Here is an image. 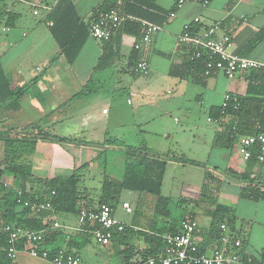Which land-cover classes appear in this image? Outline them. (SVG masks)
Instances as JSON below:
<instances>
[{
	"label": "crops",
	"instance_id": "0c3cea01",
	"mask_svg": "<svg viewBox=\"0 0 264 264\" xmlns=\"http://www.w3.org/2000/svg\"><path fill=\"white\" fill-rule=\"evenodd\" d=\"M148 1L162 13L149 9L146 11L144 8ZM104 2L123 5L126 11L124 14L120 15L118 10H114L120 16H125V20L109 41H98L89 35L85 37L76 58L70 64L52 35L54 22L64 16L70 0H0V65L12 88L23 90L16 105L15 102H9L0 107V137L44 132L53 138L66 140H37L35 151L24 155L20 160L30 161L28 166L31 169V177L21 179L8 171L3 173L1 181L7 183L11 189L23 185L26 192L40 193V188L32 177L36 176L37 167L41 163L48 169L44 175L41 174L43 176L37 175L41 179H56L59 173L62 175L68 172L70 167L76 168L77 172H80L78 167L87 170L89 163L93 161L91 153L96 151L95 148L104 152L112 148L104 145L105 142L116 140L110 138L107 131L117 124L116 117L111 119L109 115L111 105L117 104V99L121 95H126L125 103L132 108L130 117L139 114L138 122L146 126L153 118L160 119V115L155 117L152 109L155 105L151 104V101L161 104L166 99L169 100L167 107L170 111H186L183 99L190 92L196 104L201 108L206 107L209 112L211 107L222 105L225 94L244 95L246 92L250 72L238 74L234 79L228 80L221 72L212 71L205 79L204 85L195 83L191 78L178 80L170 77L168 72L172 65L193 60L190 48L177 43V37L187 23H191L193 27L220 24L231 35L229 51L242 56L243 48L264 27V0H208L205 7L188 2L175 11L172 17L169 13L173 11L176 0H74L71 3L75 16L69 17L67 26H72L74 21H78V24L89 27L96 20L93 10ZM36 5L47 6L48 9H39L38 15L35 16L33 9ZM142 14L147 17L143 18L144 21L150 23L159 21L153 24L158 25L160 30L153 35L150 45L134 50L133 45L140 34L128 33L124 25L127 22L138 23V20H143L137 18ZM196 17H199L201 22L192 24ZM67 26L63 22L61 28ZM82 35L80 33L79 37ZM104 55H107L105 66L97 68ZM243 57L264 63V38ZM139 60H145L148 64V71L145 74H137L133 70ZM106 107L109 109L106 110ZM213 122L216 128L208 135L209 140H197L196 135L187 140L192 157H178L166 151V148H169L167 144L172 143L171 135L168 126L159 120L155 126L157 125L156 128L162 133V143L152 145L143 142L136 148L144 149L152 160H165L162 195L164 189L177 190L183 174L188 176L193 171L203 169V182L200 186L187 185L178 192L181 203L187 202V198H190V202L199 200L192 210H187L182 216L197 223L194 240L202 247H214L217 240H212L208 235L212 213L216 205L228 207L232 218V225H227L229 232L241 241L243 256H248L251 264H260V252L264 249V201L242 197V189L254 186L264 190V164L253 160L244 162L238 153L239 139L231 149L214 146V139L221 124ZM57 128L60 132H68L71 129L73 131L60 136L54 133ZM1 146L0 141V154ZM57 148L64 153L60 158L54 155ZM87 151L90 154H87ZM44 154L47 157H44ZM100 154L99 152L97 156ZM119 157L123 162L122 168L118 167L114 172L105 169L104 178L115 182L123 180L126 163L124 151ZM176 158H183L189 163L176 161ZM82 168L80 169L84 172ZM242 175L244 179H239L238 177ZM77 176L78 186L82 187L80 184L84 173ZM203 186L206 189L205 197L201 198ZM215 187L221 190L219 196L214 190ZM130 192L137 196L141 195L138 192ZM167 196L170 195L165 197ZM86 200L84 198V201L89 203V200ZM196 206L198 208H195ZM141 207L132 210L131 217L126 218L128 221L116 216L115 207L114 216L135 230L148 231L154 219L150 221V217L143 214ZM195 209H202L204 215L209 217L207 229L200 227ZM42 220L48 224L49 229L54 222L62 226L59 230L61 234L55 240H51L48 248L67 245L82 264H120L121 257L118 254L120 248L112 242L105 248L99 247L92 237L76 231V215L44 212ZM171 221H163L152 226L156 225V229L165 226L167 230L169 226L167 223ZM1 225L0 222V227ZM67 236L69 239H66ZM12 262L52 264L47 260L31 258L24 252L19 253Z\"/></svg>",
	"mask_w": 264,
	"mask_h": 264
},
{
	"label": "trees",
	"instance_id": "16d2710c",
	"mask_svg": "<svg viewBox=\"0 0 264 264\" xmlns=\"http://www.w3.org/2000/svg\"><path fill=\"white\" fill-rule=\"evenodd\" d=\"M70 0L67 11L64 16L54 22L52 27V35L57 42L61 53L66 57L68 63H72L76 58L85 37L89 35L88 26L78 24L74 21L72 26H67L69 17L75 16L74 7ZM177 1V0H176ZM125 5V4H124ZM122 6L116 5L115 2H104L93 10L94 19L109 9L118 10L122 15L126 11ZM146 11L154 10L160 12L149 1L146 3ZM148 13V12H146ZM138 19L147 18L144 14L139 15ZM143 19V20H144ZM65 22L64 29L61 25ZM159 21H153L158 23ZM124 29L132 34L139 35L141 26L139 23L127 22ZM83 35L79 37V34ZM264 38V27L260 29L255 37L243 48L241 55H246L252 51L256 45ZM107 62V55H104L97 68H103ZM206 59H193L184 64L172 65L169 69V76L178 80H186L191 78L195 83L204 85L205 79L212 72L206 68ZM247 88L244 95H236L237 100L228 104L225 108L222 106H214L209 109L208 116L211 120L220 123V130L214 139V146L231 149L235 142L242 137H255L264 135V75L261 72H250L247 77ZM23 90L13 89L8 77L4 74L0 65V107L9 102H15L22 96ZM37 140H56L66 141L53 138L44 132H38L34 135L16 134L15 136L5 135L0 137L1 154H0V181L3 173L8 171L15 177L29 178L31 177V169L21 163V158L26 154H32L35 151ZM117 140L106 141L104 145L112 146V148L122 149L126 156L124 176L121 182H115L108 178H104L101 185V195L97 204H106L114 208L118 196L122 190L138 192L144 195H150L155 198L153 208V217H169V198L162 195V180L166 167V162L155 161L142 148L127 147L120 144ZM174 159V157H173ZM253 161L256 160L253 158ZM176 161L186 162L183 158H176ZM194 165L196 163L192 162ZM80 170V169H78ZM75 172H77L75 170ZM236 176V175H235ZM244 179V176L238 177ZM41 184L40 193H26V198L30 201H46L49 200L53 213H62L76 215L79 208H93L95 205L84 201V197L78 189L79 179L76 173L72 174L66 181V184H60L54 179L37 180ZM251 183V182H250ZM23 190L24 186H17ZM39 187V186H38ZM51 192H54L51 196ZM205 186L202 188V196L205 197ZM242 197L253 201H264V190L254 186H247L242 189ZM195 202V201H192ZM83 203V204H81ZM197 203V202H195ZM42 214L32 215L28 208H24L16 203L14 191L0 187V222L1 227L6 224L27 228L34 231L45 230L44 244L49 246L61 234V231L51 232L48 224L42 220ZM182 220H192L191 218H180L178 223L172 220L167 223L169 226L156 229V222L150 225L148 231L135 230L131 226L124 225L121 232H114L111 242L119 247L118 254L121 257L120 264H147L148 259L156 258L162 249V239L164 231L166 233H177L178 225ZM232 225L230 209L222 205H216L212 213L211 223L209 225L208 235L212 240H217L220 235L219 226L221 224ZM0 227V228H1ZM165 233V234H166ZM87 237L90 234L84 233ZM142 239L143 248L138 249L134 244L135 240ZM7 235L0 230V264H13L12 260L7 257ZM51 248V250H56ZM260 264H264V249L260 252ZM251 264V263H250Z\"/></svg>",
	"mask_w": 264,
	"mask_h": 264
},
{
	"label": "built area",
	"instance_id": "2783aa9c",
	"mask_svg": "<svg viewBox=\"0 0 264 264\" xmlns=\"http://www.w3.org/2000/svg\"><path fill=\"white\" fill-rule=\"evenodd\" d=\"M197 3L202 7L208 4V0H177L173 11L169 16H174L175 11L182 8L185 3ZM39 9H48L47 6H37L33 9V15H38ZM114 9H109L99 14L98 18L90 24L89 36L98 41H109L125 20ZM200 18L192 20V24H199ZM141 32L134 43V50H140L152 43L153 35L160 30L156 24L138 20ZM51 25V23H50ZM180 46H188L192 59L205 58L206 68L211 71L221 72L228 80L234 79L238 74L251 71L261 72L264 75V63L257 60L238 56L229 51L231 35L220 24L215 23L206 27H193L191 23L184 25L182 33L177 37ZM137 74H145L148 64L145 60H139L134 68ZM237 96L227 93L224 96L222 107L234 103ZM106 112V111H103ZM238 153L244 162L253 158L259 164H264V135L255 137H242L238 141ZM0 187H11L0 181ZM16 203L28 208L32 215H40L44 212H52L51 203L46 201H30L26 191L12 188ZM54 192H51L53 196ZM125 214H131L132 209L127 202L121 204ZM76 231L91 235L93 241L99 247L110 245L114 232H121L124 223L114 216V209L106 204H96L93 208H79L76 214ZM62 226L54 222L50 226L51 231H59ZM197 223L193 220H182L178 225L177 233H166L161 236L162 249L156 258H150L147 264H249L251 259L241 253L242 243L233 236L227 224L219 226L220 235L214 247H202L194 240ZM0 230L7 235V257L15 260L21 252L31 258L47 260L52 264H82L80 259L70 251L67 245L51 250L44 244L45 230L34 231L11 224L3 225ZM66 239H69L68 236ZM67 241V240H66Z\"/></svg>",
	"mask_w": 264,
	"mask_h": 264
},
{
	"label": "rangeland",
	"instance_id": "374dc122",
	"mask_svg": "<svg viewBox=\"0 0 264 264\" xmlns=\"http://www.w3.org/2000/svg\"><path fill=\"white\" fill-rule=\"evenodd\" d=\"M126 98L127 97L125 94L121 95L120 98L117 99V104L111 105L109 118L114 119L116 117L117 124H115L116 126L113 125L108 128L107 131L108 136L110 138L116 139L117 141L121 142L120 144H122L123 146L139 147L143 142L145 144L152 143V145L160 144V142L162 143V133L156 128L157 125L155 126V123H157L159 120V122L165 123L168 126V129L170 131L169 134L171 135L170 140H172V143L167 144V141L166 143L163 142L165 146L167 144V147H169L166 148V151L168 153H173V155H176L178 157H192V150L187 141L189 137L196 135L197 140H209L208 135L212 133L213 130L216 128L213 121H208L210 120L208 117V109H206V107L201 108L199 105H197L195 99L191 97L190 92H188L186 98L183 99V102H185L186 104V111H170V109L167 107V103H169V100L166 99L164 100L165 102L161 104H156L155 101H151V104L155 105V107H152L154 115L155 117L157 115H160V119L153 118L152 121L149 120L150 124L146 126L142 125V122H138L140 119L139 114L130 117V111L132 108L126 105ZM135 106L136 102L134 101L133 107ZM105 109L108 110L109 107H106ZM71 131H73V129L68 132ZM68 132H60L58 128L54 130V133L60 136H65ZM57 149L58 150H54L57 151V153L54 155L57 156V158H60V155L64 153H61L59 148ZM95 149L96 151L91 153L94 157L93 161L89 163L87 170H84V168L82 167H78L79 169L82 168L84 172L81 169L80 172H75V170L77 171V169H73L70 167L68 172H65L62 175L61 173H59V175L56 176V180L58 181V183L65 185L67 179L72 174L76 173L78 175L80 173H84V177L82 179L83 181L80 184L82 187L78 186V189L84 193L81 194L85 195V200L87 199L89 200V203L96 205L99 199L97 196L101 194V185L104 179L105 169L107 171L112 170V172H114L118 167L122 168L123 162H121V158L119 157L120 153L122 152V149L109 148L107 150H104V152L98 148ZM99 152L101 154L97 156ZM87 154H90V152L87 151ZM44 157H47V155L44 154ZM21 163L27 167H29L28 165H30V161H28L27 159L26 161H21ZM37 168L38 169L36 170V176L34 175L32 178H34V183L40 188L41 184H38L37 180H46L41 179L39 176L44 175L47 166L44 163H41ZM202 172L203 169H200L197 172L193 171L191 175L186 174L188 176H185L183 174L182 177L179 179L180 185L178 186L177 190L176 188L170 189V191L164 189V195H170L167 196L170 198L168 205L169 219L164 217H153V208L155 204V198L153 196L144 194L137 196L136 194H132L128 190H122L118 196L117 202L114 205V207L116 208V216L121 220L124 218L128 219L131 217L132 214H125L121 208V204L125 201L130 205L132 210L137 209L139 206L141 207L142 205L141 208L143 210V214L147 217H150V221H153V219L156 223H162L163 221L171 220L178 221L184 214L187 213V210L190 211L193 209L195 202H199L198 199L192 200L195 202H190V198H187V202L181 203V197L179 196L178 192L179 190L182 191V189L187 185L200 186L203 182ZM217 188L218 187H215L214 190L219 196L221 190ZM224 188L226 189V186ZM195 208L198 207L196 206ZM195 213L197 215V221L199 222L200 227L202 229H207L210 222L209 217L204 215L202 209H195ZM164 232L166 233V231ZM134 244L138 247V249H142L144 247L142 239H140L139 237L135 240Z\"/></svg>",
	"mask_w": 264,
	"mask_h": 264
}]
</instances>
